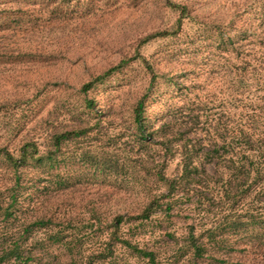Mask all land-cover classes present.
Instances as JSON below:
<instances>
[{
	"label": "rangeland",
	"instance_id": "1",
	"mask_svg": "<svg viewBox=\"0 0 264 264\" xmlns=\"http://www.w3.org/2000/svg\"><path fill=\"white\" fill-rule=\"evenodd\" d=\"M170 1L188 9L180 31L146 43L174 29ZM136 55L154 69L150 90ZM145 93L152 137L139 142ZM239 128L264 138V0H0V152L32 141L43 154L54 135L86 132L61 143L51 169L31 162L18 177L0 156V264H264V178L219 181L223 164L203 162L200 180L170 196L156 177L160 164L180 174L165 145L209 149Z\"/></svg>",
	"mask_w": 264,
	"mask_h": 264
},
{
	"label": "trees",
	"instance_id": "2",
	"mask_svg": "<svg viewBox=\"0 0 264 264\" xmlns=\"http://www.w3.org/2000/svg\"><path fill=\"white\" fill-rule=\"evenodd\" d=\"M168 6L172 11L178 13V19L174 29L171 31H161L150 35L146 37V43L156 38L161 39L174 36L180 31L183 25V19L188 14V9L186 6H182L171 1L168 2ZM134 58L140 60L150 73V90L157 79L154 69L151 64L140 55H136ZM124 64L125 63L122 62L117 67L107 71L104 75L96 77L93 81L89 82L83 87L84 91L89 90L94 84L105 80ZM147 96V93H145L139 99L133 109V121L139 142L150 140L149 138L152 137L151 133L148 135L146 134L147 119L145 116V101ZM87 106L93 108L94 103L89 101ZM181 128L178 127L176 133L172 135L175 143L178 142ZM189 128L191 127H188L187 130ZM81 134L84 135L86 132L78 130L54 135L51 138L52 149L43 154L40 153L37 144L31 141L25 143L19 149L18 155H12L9 152L1 151L0 156L8 165L12 167L15 174L18 173L20 168L28 165L31 162L39 166H46L51 169L54 167V164L57 161L56 152L61 143L70 139L71 137L80 136ZM158 148H161V141ZM163 148H165V153H175L180 158L181 170L179 176H173L170 178L166 177L161 172V164L158 167V171L156 173L157 179L160 182H163L167 190V194H170V196H173L182 190L187 183L194 182V180L197 178L200 180L202 176L200 173H206L203 162L213 165V167L216 169H218L219 163L223 164V168L219 167L221 169L220 172L216 171L214 174V177H218L219 181L224 180L226 176H235L238 180H240V184H245L247 188H251L252 181H261L264 178V138L254 137L251 135V133H247L244 129L239 128L236 129L235 133L230 132V137L226 140L219 141V139H215V141H212L211 145H209V149H203L200 147V143L189 145L185 139L181 140L178 144L172 145L171 149L166 145ZM17 175L19 177L20 174L18 173ZM18 177L16 178L17 182L19 180ZM17 184L18 183H16V185ZM159 198L160 197L150 201L149 205L142 211V214L138 218L147 220L150 218V215L154 210L161 208L158 200ZM15 199L16 198L14 196L12 197V200L10 199L11 201L5 209L6 215L12 214L14 210ZM122 220L123 219L121 216L117 217L113 223L114 227L117 228L121 224ZM190 238L191 246L193 247L195 254L200 256L203 250L197 245L196 238H194L193 233H191ZM120 242L132 249V251L138 256L148 259L151 263L155 262L156 254L154 252L140 249L137 246L132 245L128 240L121 239Z\"/></svg>",
	"mask_w": 264,
	"mask_h": 264
}]
</instances>
